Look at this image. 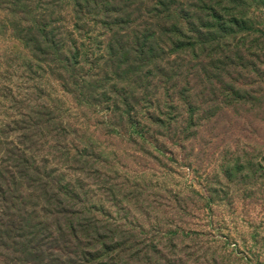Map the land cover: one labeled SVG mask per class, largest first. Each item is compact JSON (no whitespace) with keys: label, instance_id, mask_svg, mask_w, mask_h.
Returning a JSON list of instances; mask_svg holds the SVG:
<instances>
[{"label":"rangeland","instance_id":"obj_1","mask_svg":"<svg viewBox=\"0 0 264 264\" xmlns=\"http://www.w3.org/2000/svg\"><path fill=\"white\" fill-rule=\"evenodd\" d=\"M9 4L0 264H264V0H110L79 19L21 0L14 19L41 5L63 61L31 57Z\"/></svg>","mask_w":264,"mask_h":264},{"label":"trees","instance_id":"obj_2","mask_svg":"<svg viewBox=\"0 0 264 264\" xmlns=\"http://www.w3.org/2000/svg\"><path fill=\"white\" fill-rule=\"evenodd\" d=\"M68 4L72 7L74 13L76 14L77 18L79 19V14H81L83 9H87L90 7V3H93L94 6L89 9V12L96 9L95 5H98L97 7H103L106 8L109 6L110 0H67ZM10 2L9 4V13L11 14V22H8V26L13 30L16 31L17 27H21V24L24 23L26 25L23 26L24 30H22L20 33L22 36H17L19 40L23 43L24 49L27 50L30 54L31 57L39 60L43 55L44 57H47V59H56L59 61H63V56L61 51V48H59V45H57V42L55 41L54 36L50 32V23L48 22L49 16L45 17L44 15L38 14L36 11L41 10L42 12L46 13V10L42 8L41 5L35 6V11L29 10L27 4L24 5V9L20 11V13L24 15H30L27 19H22L20 18L17 21L14 19L19 12V10H16V7H18V4L21 2V0H8ZM25 2V1H24ZM37 4V3H36ZM169 6H167V12L168 15L167 17L171 20L172 23V17L171 14H169ZM114 11H118L120 14H122L123 9H115ZM157 11V10H156ZM51 11H49L50 13ZM33 13V15H32ZM48 13V14H49ZM92 13V12H91ZM218 18V17H216ZM40 19V20H39ZM236 23V20H234ZM166 24L168 23L169 28L171 23L169 21L165 22ZM173 24V23H172ZM165 25V24H164ZM75 27H78L77 25H74ZM167 29L168 32L170 29ZM173 28H177L176 24H173ZM181 30H177L176 34H174V37L177 35H184V32L182 30V27H180ZM172 31V29H171ZM170 33H173L170 32ZM37 34V35H36ZM151 38L148 34H136L133 39V55L135 56L136 62L138 64L144 63V61H147L150 59L154 54H153V48L152 45H150ZM170 45H173L172 40L169 42ZM60 44V42H58ZM174 47V45H173ZM60 50V51H59ZM41 55V56H39ZM125 57L128 56V52L124 54ZM40 57V58H39ZM153 56V60H154ZM44 59V58H43ZM75 239V237H74Z\"/></svg>","mask_w":264,"mask_h":264}]
</instances>
